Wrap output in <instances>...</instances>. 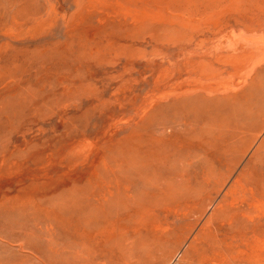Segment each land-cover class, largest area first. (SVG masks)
Returning a JSON list of instances; mask_svg holds the SVG:
<instances>
[{"label": "rangeland", "instance_id": "obj_1", "mask_svg": "<svg viewBox=\"0 0 264 264\" xmlns=\"http://www.w3.org/2000/svg\"><path fill=\"white\" fill-rule=\"evenodd\" d=\"M0 264H264V0H0Z\"/></svg>", "mask_w": 264, "mask_h": 264}, {"label": "bare ground", "instance_id": "obj_2", "mask_svg": "<svg viewBox=\"0 0 264 264\" xmlns=\"http://www.w3.org/2000/svg\"><path fill=\"white\" fill-rule=\"evenodd\" d=\"M25 1V0H24ZM21 3V2H20ZM25 3V2H24ZM97 5V4H96ZM29 8V7H28ZM60 8H61V6H60ZM31 11V10H30ZM26 14V13H25Z\"/></svg>", "mask_w": 264, "mask_h": 264}]
</instances>
